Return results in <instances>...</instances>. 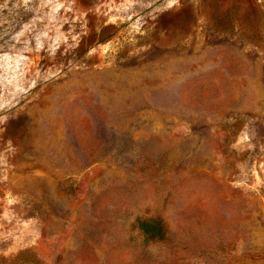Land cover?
Listing matches in <instances>:
<instances>
[{"label": "rangeland", "instance_id": "rangeland-1", "mask_svg": "<svg viewBox=\"0 0 264 264\" xmlns=\"http://www.w3.org/2000/svg\"><path fill=\"white\" fill-rule=\"evenodd\" d=\"M0 264H264V0H0Z\"/></svg>", "mask_w": 264, "mask_h": 264}, {"label": "trees", "instance_id": "trees-1", "mask_svg": "<svg viewBox=\"0 0 264 264\" xmlns=\"http://www.w3.org/2000/svg\"><path fill=\"white\" fill-rule=\"evenodd\" d=\"M138 227L149 237L163 239L166 237V225L156 219L138 220Z\"/></svg>", "mask_w": 264, "mask_h": 264}]
</instances>
